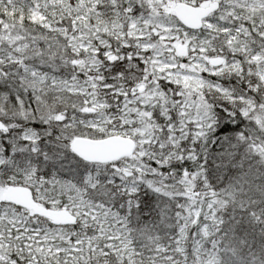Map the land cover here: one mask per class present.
I'll list each match as a JSON object with an SVG mask.
<instances>
[{
    "label": "snow or ice",
    "instance_id": "obj_1",
    "mask_svg": "<svg viewBox=\"0 0 264 264\" xmlns=\"http://www.w3.org/2000/svg\"><path fill=\"white\" fill-rule=\"evenodd\" d=\"M0 264H264V0H0Z\"/></svg>",
    "mask_w": 264,
    "mask_h": 264
}]
</instances>
